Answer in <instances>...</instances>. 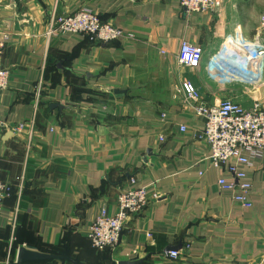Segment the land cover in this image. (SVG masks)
I'll list each match as a JSON object with an SVG mask.
<instances>
[{
	"label": "crops",
	"instance_id": "1",
	"mask_svg": "<svg viewBox=\"0 0 264 264\" xmlns=\"http://www.w3.org/2000/svg\"><path fill=\"white\" fill-rule=\"evenodd\" d=\"M80 7L128 37L102 43L47 33L52 11ZM0 30L9 72L0 89V178L12 189L0 211V264H17L21 246L62 250V258L21 264H264V162L246 168L252 206H238L217 184L231 177L209 164L195 135L203 119L182 86L191 82L209 105L264 104V60L260 82L244 94L206 68L229 37L264 45V0L189 13L180 0H0ZM182 40L202 48L198 67L177 62ZM236 56L227 63L248 77L252 59L244 65ZM32 119L31 137L16 129ZM131 178L158 197L128 216L116 246L93 249L89 223L101 208L115 212ZM178 245L170 257L166 249Z\"/></svg>",
	"mask_w": 264,
	"mask_h": 264
},
{
	"label": "built area",
	"instance_id": "2",
	"mask_svg": "<svg viewBox=\"0 0 264 264\" xmlns=\"http://www.w3.org/2000/svg\"><path fill=\"white\" fill-rule=\"evenodd\" d=\"M222 2L223 0H180V7L188 13L213 12L220 8ZM56 29L69 34L87 35L90 39L102 43L128 37L122 28L102 20L89 7H80L75 12L64 14L52 11L47 33L51 34ZM226 41V44L208 58L206 68L209 76L218 82L235 80L256 86L263 72L264 45L257 38L246 40L229 37ZM3 43L4 34L0 30V47ZM224 54L226 57H223ZM232 54H237L234 56L244 65L252 59L251 74L248 77L238 75L233 66L227 63V59H224ZM202 56L203 50L200 46L186 40L180 42L177 62L181 66L198 67ZM8 77V70L0 62V89L7 87ZM182 86L187 99L193 102L195 113L203 119L202 127L195 135L208 146L206 158L209 164L221 168L231 177L230 180H226L224 176H219L218 186L230 191L232 199L238 206L251 207L252 183L246 168L252 167L255 160L264 162V106L255 100L251 107L246 108L232 98L209 105L200 101V95L191 82L185 81ZM38 91L35 102L38 99ZM164 115L161 113V117ZM24 127L31 137L33 119L16 125L17 130ZM179 129L185 131L186 126L182 124ZM159 139L163 140V135H160ZM130 183L131 186L118 193L114 213L101 208L89 223L86 237L93 249L102 250L116 246L128 216L139 212L150 198L158 197L147 185L135 186L134 178L130 179ZM10 190L11 186L0 178V211L3 200L9 196ZM178 253V250L168 251L172 258L177 257Z\"/></svg>",
	"mask_w": 264,
	"mask_h": 264
},
{
	"label": "water",
	"instance_id": "3",
	"mask_svg": "<svg viewBox=\"0 0 264 264\" xmlns=\"http://www.w3.org/2000/svg\"><path fill=\"white\" fill-rule=\"evenodd\" d=\"M51 106H55V105L53 104ZM10 133L11 132H7V134ZM143 159L145 162H147L146 157H143ZM178 248L179 245L175 247H168L166 249V253L169 250H177ZM54 258L59 259L62 258V256L47 252H41L31 247L21 246L17 249L15 263L21 264L30 261H41V260L54 259ZM140 262H141L140 259H131V260H121L117 264H139Z\"/></svg>",
	"mask_w": 264,
	"mask_h": 264
},
{
	"label": "rangeland",
	"instance_id": "4",
	"mask_svg": "<svg viewBox=\"0 0 264 264\" xmlns=\"http://www.w3.org/2000/svg\"><path fill=\"white\" fill-rule=\"evenodd\" d=\"M223 57H226V55L224 54ZM225 82V81H224ZM230 83V87H231V90L234 94H244L243 90H246V86L249 88H254V85H249L247 83H242V82H239V81H231L229 82ZM243 105H249L248 102H242ZM264 105V104H262ZM244 106V107H245Z\"/></svg>",
	"mask_w": 264,
	"mask_h": 264
},
{
	"label": "trees",
	"instance_id": "5",
	"mask_svg": "<svg viewBox=\"0 0 264 264\" xmlns=\"http://www.w3.org/2000/svg\"><path fill=\"white\" fill-rule=\"evenodd\" d=\"M109 42V41H108ZM11 192H12V189L10 190V193H9V195H11ZM51 253H54V254H60V253H62V250H56V251H50ZM53 259H46V260H41V261H31V262H39V263H42V262H50V261H52Z\"/></svg>",
	"mask_w": 264,
	"mask_h": 264
},
{
	"label": "bare ground",
	"instance_id": "6",
	"mask_svg": "<svg viewBox=\"0 0 264 264\" xmlns=\"http://www.w3.org/2000/svg\"><path fill=\"white\" fill-rule=\"evenodd\" d=\"M230 53H233V52H230ZM232 55H237V54H232ZM224 59H228V58H224Z\"/></svg>",
	"mask_w": 264,
	"mask_h": 264
}]
</instances>
